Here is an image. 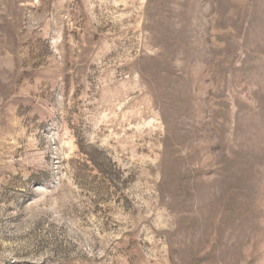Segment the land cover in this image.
<instances>
[{
    "label": "rangeland",
    "instance_id": "1",
    "mask_svg": "<svg viewBox=\"0 0 264 264\" xmlns=\"http://www.w3.org/2000/svg\"><path fill=\"white\" fill-rule=\"evenodd\" d=\"M0 264H264V0H0Z\"/></svg>",
    "mask_w": 264,
    "mask_h": 264
}]
</instances>
